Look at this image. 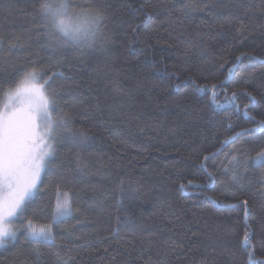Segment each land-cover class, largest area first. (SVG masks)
Instances as JSON below:
<instances>
[{
  "label": "trees",
  "instance_id": "1",
  "mask_svg": "<svg viewBox=\"0 0 264 264\" xmlns=\"http://www.w3.org/2000/svg\"><path fill=\"white\" fill-rule=\"evenodd\" d=\"M77 3L110 5L90 47L49 37L37 0H0V108L17 69L50 68L63 73L51 87L72 132L88 135L61 134L31 198L28 219L51 224L56 244L35 245L22 230L0 264H58L65 245L68 264H250L246 232L252 264H264V165L254 160L264 131L250 118L264 120V63L236 61L264 58V0ZM233 155L246 172L226 187ZM58 192L73 212L52 223Z\"/></svg>",
  "mask_w": 264,
  "mask_h": 264
},
{
  "label": "snow or ice",
  "instance_id": "2",
  "mask_svg": "<svg viewBox=\"0 0 264 264\" xmlns=\"http://www.w3.org/2000/svg\"><path fill=\"white\" fill-rule=\"evenodd\" d=\"M75 4V8L73 5ZM37 15L42 21V28L49 37L60 36L57 43L62 47L64 44H74L81 47L92 46L98 36H102L106 12L110 5L107 3H77V0H37L33 6ZM186 7H194L188 4ZM135 33V29L132 30ZM104 39H107L104 37ZM20 38H15V43L9 47H16ZM247 56L249 60H261L264 58L247 53H241L236 57L239 61ZM236 67L233 64L229 72ZM21 73V79L17 80L15 74L10 78L14 87H10L5 93L3 110H0V247H4L10 241L17 238V232L23 227L25 238L35 245L47 244L54 246L56 236L53 233L51 224L36 226L31 219H28V211L31 198L39 191V184L42 183L41 173L55 158V142L61 134L70 136L74 140L85 142L88 135L84 132L73 133L71 130V114L60 107L56 96V89L52 88V82L57 75L63 73H51L50 68L36 66L30 69H17ZM51 73V74H49ZM256 73H248L243 77L244 82H249ZM42 81V82H41ZM8 81H5L7 83ZM224 82L219 87L223 88ZM206 88L207 85L197 86ZM217 85H212L214 90ZM250 102L255 101L251 93ZM232 97L238 96L237 92L231 93ZM19 105V106H17ZM248 105H244L245 115H249ZM257 125L256 131H264V120H256L250 117ZM253 131L245 129V132ZM239 135V134H237ZM229 137L224 143H229ZM235 151V150H234ZM203 159L207 161L208 156ZM240 159L233 155L229 163L232 167L227 171L231 172L229 181L222 182L225 186L238 187L243 178L240 169L243 167L246 172V162L240 164ZM254 160L264 165V149H261ZM200 167L207 171V165ZM214 173H208L212 181ZM192 182L189 181V184ZM261 192H264V176L261 177ZM185 185H181L183 189ZM245 206L247 201L243 202ZM73 208L70 198L66 193L57 194L55 213L52 223H59L72 215ZM19 221V225L17 222ZM16 225V227H14ZM118 231V229H117ZM244 240L248 242V248L252 249L247 253L250 264L255 255L250 243L249 234L246 232ZM65 254L56 253L58 264H68L72 259L73 249L62 246ZM145 264H152L151 260ZM159 264V262H157Z\"/></svg>",
  "mask_w": 264,
  "mask_h": 264
},
{
  "label": "rangeland",
  "instance_id": "3",
  "mask_svg": "<svg viewBox=\"0 0 264 264\" xmlns=\"http://www.w3.org/2000/svg\"><path fill=\"white\" fill-rule=\"evenodd\" d=\"M17 106H19V105H17ZM0 110H3V105L1 106V108H0ZM55 148H56V142H55ZM43 173H44V171L41 173V178H42V175H43ZM36 194V193H35ZM34 194V195H35ZM17 225H19V221L17 222ZM35 225V224H34ZM37 226V225H36ZM14 227H16V225H14ZM23 230V227H20L19 228V231L17 232V234L20 232V231H22ZM0 248H2V247H0Z\"/></svg>",
  "mask_w": 264,
  "mask_h": 264
}]
</instances>
